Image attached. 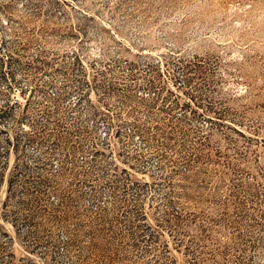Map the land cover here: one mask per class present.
<instances>
[{
	"label": "rangeland",
	"instance_id": "obj_1",
	"mask_svg": "<svg viewBox=\"0 0 264 264\" xmlns=\"http://www.w3.org/2000/svg\"><path fill=\"white\" fill-rule=\"evenodd\" d=\"M0 264H264V0H0Z\"/></svg>",
	"mask_w": 264,
	"mask_h": 264
}]
</instances>
